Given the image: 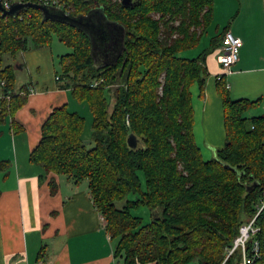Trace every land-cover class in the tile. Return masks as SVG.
I'll return each mask as SVG.
<instances>
[{"label": "trees", "instance_id": "obj_1", "mask_svg": "<svg viewBox=\"0 0 264 264\" xmlns=\"http://www.w3.org/2000/svg\"><path fill=\"white\" fill-rule=\"evenodd\" d=\"M57 2L74 16L99 9L117 22L122 29L116 58L97 65L85 31L44 20L39 9L17 17L0 13V123L14 117L30 93L27 85L17 88L16 67L4 64L5 55L16 58L57 37L72 48L61 56V87H72V98L88 106L92 119L68 104L54 108L30 159L47 174L88 182L115 258L124 264H242L241 250L227 258L228 249L240 226L256 217L260 229L247 253L258 240L260 256L253 264H264V114L247 115L260 99H234L223 72L216 89L226 142L205 159L194 132L193 87L204 96L207 57L221 53L229 29L212 36L197 57L180 53L200 44L213 21L214 0H137L129 7L122 0ZM97 79L102 82L91 86ZM130 133L140 142L135 149L127 142ZM50 184L54 192L57 183ZM140 206L151 211L149 221L132 213Z\"/></svg>", "mask_w": 264, "mask_h": 264}, {"label": "crops", "instance_id": "obj_2", "mask_svg": "<svg viewBox=\"0 0 264 264\" xmlns=\"http://www.w3.org/2000/svg\"><path fill=\"white\" fill-rule=\"evenodd\" d=\"M213 23L215 35L227 27L244 42L240 59L226 75L231 96L260 99L249 116L263 115L264 0H214ZM30 51L22 54L24 61L18 60L22 65L15 66L33 70L27 57L42 60L38 73L19 86L29 87L27 102L0 123V162L5 163L0 165V264H116L114 242L88 182L76 184L64 175L47 174L30 159L54 108L75 102L72 87H61L59 74L52 73L45 50L35 55ZM206 64L205 93H198L197 105L194 100V132L197 142L201 132L213 156L226 142L224 108L216 89V77L223 73L220 53H210ZM13 120L18 123L16 130ZM52 180L57 183L54 192Z\"/></svg>", "mask_w": 264, "mask_h": 264}, {"label": "water", "instance_id": "obj_3", "mask_svg": "<svg viewBox=\"0 0 264 264\" xmlns=\"http://www.w3.org/2000/svg\"><path fill=\"white\" fill-rule=\"evenodd\" d=\"M137 0H122L124 7L133 6ZM35 8L39 9L43 13L44 20H58L62 22H68L72 25L85 31L90 37L92 44V55L97 60L98 64H107L113 62L119 51V40L121 37V29L117 22H113L107 18V16L100 12L99 9H94L86 16H74L67 13L63 8L37 3V2H16L13 3L10 8H5L2 0H0V13L2 17L19 16L23 11ZM106 41L104 49L102 43ZM101 47V48H100ZM104 50H103V49ZM109 54L112 58L105 59L103 54ZM102 55V56H101ZM102 57V58H100ZM107 61V62H103ZM129 147L135 149L139 146L140 142L135 133H130L127 139Z\"/></svg>", "mask_w": 264, "mask_h": 264}, {"label": "rangeland", "instance_id": "obj_4", "mask_svg": "<svg viewBox=\"0 0 264 264\" xmlns=\"http://www.w3.org/2000/svg\"><path fill=\"white\" fill-rule=\"evenodd\" d=\"M215 29H216V25L214 23L211 24L208 28V31L204 33L200 44L194 48H191V49H188L186 51L181 52L180 53L181 56L188 57V58H193V57L199 56L201 54V52L206 47L209 46L211 37L217 33V31ZM28 50H31L30 52H32L33 55L40 54L42 52L41 50H45V52L49 56V65H50L52 73H58V74H60L62 71L61 56L63 54H67V53L72 52V48L68 47L65 44H63L62 42H60L57 37H54V40L50 46H45V47H40V48H35L34 46H31ZM24 52L25 51H22V53L21 52L18 53V55L19 54L20 55H19V57L17 55L16 58H13L9 54H6L5 59H4V64L5 65L13 64L14 66H16L17 64L22 65V63H18V60L22 59L24 61V59L22 57V54ZM27 59L29 61L30 66L33 67V70H28V69H26L25 71L16 70L17 71V88L20 85H22V83L29 81V79L32 78V75L33 76L36 75L39 71L38 64L41 63V61H42L40 59V57L28 56ZM65 82H67V79L64 80V83ZM193 92H194V100H195L196 105H197V99H198V93H199L197 85H195L193 87ZM68 106H69L70 110L79 111L83 116H85L87 118V120L89 122H91L92 115H91V112H90L88 106L85 103H79V102L75 101L74 103L68 104ZM249 114H250V111L247 112L248 116H249ZM89 122H88V124H89ZM201 135H202L201 132L198 131V142L197 143H199L198 145L202 148L205 159H209L212 157L211 152L209 150L210 147L207 144H205L206 139L203 138V140H202ZM140 174L143 178L144 177L143 173L140 172ZM64 176H66V175H64ZM128 198H131V196H129ZM125 201H126V199L124 201L118 202L117 205L119 207H123L125 205ZM132 213L134 215L142 216L144 219V222L149 221L152 217L151 211L144 206H140L138 208L132 209ZM155 213L160 215L161 214V208L157 209L155 211ZM116 264H124L123 259L117 258ZM192 264H194V263H192Z\"/></svg>", "mask_w": 264, "mask_h": 264}, {"label": "built area", "instance_id": "obj_5", "mask_svg": "<svg viewBox=\"0 0 264 264\" xmlns=\"http://www.w3.org/2000/svg\"><path fill=\"white\" fill-rule=\"evenodd\" d=\"M37 2L47 5H57L58 7L63 8L62 4H59L57 0H2L5 8H10L13 3L16 2ZM244 42L242 38L236 36L231 30H227L224 35L223 43L221 45V53H220V62L222 63L223 72L229 74L232 72V66L238 62L240 59V50L243 46ZM102 80H94L91 82V86H97ZM24 93V92H22ZM10 97V96H8ZM255 218L252 220L245 222L240 226V234L235 238L233 242V246L228 249L227 258L233 254L237 249L241 250L243 260L242 264H253L254 260L260 256V247L259 241L255 240L252 248V254L248 255L247 253V243L249 240L255 236V234L259 231V227L255 225ZM104 224L106 225V220L104 217L102 218ZM223 262L222 264H224ZM38 264H45V262L40 261Z\"/></svg>", "mask_w": 264, "mask_h": 264}, {"label": "flooded vegetation", "instance_id": "obj_6", "mask_svg": "<svg viewBox=\"0 0 264 264\" xmlns=\"http://www.w3.org/2000/svg\"><path fill=\"white\" fill-rule=\"evenodd\" d=\"M105 43H106V41H104L103 43H102V45L104 46L105 45ZM101 48V47H100ZM103 49V48H102ZM104 49L105 50H107V48L104 46ZM103 49V50H104ZM102 56V55H101ZM103 56H104V58L106 59L107 58V60L109 59V58H112L111 56H109V54H103ZM100 58H102V57H100ZM102 61H103V59H101ZM103 62H107V61H103Z\"/></svg>", "mask_w": 264, "mask_h": 264}, {"label": "bare ground", "instance_id": "obj_7", "mask_svg": "<svg viewBox=\"0 0 264 264\" xmlns=\"http://www.w3.org/2000/svg\"><path fill=\"white\" fill-rule=\"evenodd\" d=\"M95 60H96V59H95ZM96 64H97V65H104V64H98V63H97V60H96ZM100 83H101V82H100ZM100 83H99V84H100Z\"/></svg>", "mask_w": 264, "mask_h": 264}]
</instances>
